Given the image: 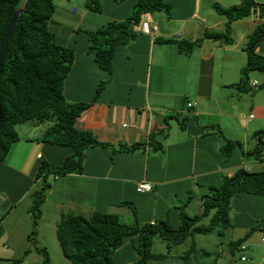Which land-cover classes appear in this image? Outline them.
<instances>
[{"label":"crops","instance_id":"crops-1","mask_svg":"<svg viewBox=\"0 0 264 264\" xmlns=\"http://www.w3.org/2000/svg\"><path fill=\"white\" fill-rule=\"evenodd\" d=\"M100 1L101 10L96 11L88 8V0H55L49 28L56 41L75 54L65 81L67 100L90 103L76 127L93 132L108 145L86 150L82 173L54 177L43 211L53 214L55 226L64 209L86 217L96 211L113 212L130 222L133 205L140 222L153 224L168 220L171 214L169 220L173 218L180 227L182 212L189 219L201 213L207 188L220 187L224 177L248 167L249 155L258 153L259 137L264 134V88L253 86L252 81L248 89H242V70L249 59L251 35L264 17L253 14L234 20L233 41L227 43L206 38L207 32L226 31L227 19L213 5L229 7L242 0H164L170 13H147L139 23L132 20L137 35L117 49L113 67L107 71L91 51L88 32L111 21L130 20L136 0ZM144 20L157 26L154 34L142 31ZM180 42L200 43L186 53ZM258 44V53L264 56V36ZM48 126L30 121L18 124L20 139L0 162L3 264H14L26 252L18 264L28 259L38 264L35 259L41 257L28 237L33 194L42 185L37 171L43 161L61 165L71 153L70 148L44 139ZM227 140L237 144L228 157L223 153ZM138 143L142 146L133 151H117L122 145ZM260 161L255 166L258 170L264 168V160ZM144 181L152 184V190L140 189ZM238 198L242 207L254 208L255 217L245 215L235 227L226 229L236 231L229 238L230 253V243L248 236L264 219L260 213L264 195L243 193ZM45 225L42 222L39 231ZM190 246H196L195 240L191 239ZM134 251L133 242L127 241L113 258Z\"/></svg>","mask_w":264,"mask_h":264},{"label":"trees","instance_id":"trees-1","mask_svg":"<svg viewBox=\"0 0 264 264\" xmlns=\"http://www.w3.org/2000/svg\"><path fill=\"white\" fill-rule=\"evenodd\" d=\"M25 1L0 0V45L14 13L23 7ZM87 6L92 10H101L100 0H88ZM213 7L227 19L226 31L207 32L206 38L227 43L233 41L231 24L234 20L253 14L264 17V4L256 0H242L241 3L229 7L214 3ZM159 11L169 14L170 6L164 0H136L130 20L111 21L97 30L89 31L91 51L100 67L110 71L117 49L136 37L137 34L131 26L132 20L139 23L143 15ZM54 12L55 0L29 1L9 40L0 78V162L6 160L14 143L20 139L16 126L29 121L48 123L44 139L51 144L71 149L61 165L43 161L38 168L37 177L42 180V185L34 192L30 207L34 225L29 235L30 240L37 233L38 219L43 214L46 192L51 186L49 175L82 173L86 150L92 146L108 145L100 142L93 132L80 130L75 125L90 103H71L65 96V81L74 63L75 54L71 48L58 43L50 30L49 22ZM263 36L264 23L251 35L249 59L242 70V89H248L251 71H264V56L257 54L253 47ZM198 43L200 42H180V47L187 53ZM259 140L261 145L256 157L264 160V134L260 135ZM236 145L227 140L223 150L229 155ZM141 146L139 143L132 146L122 145L117 151H133ZM159 148L158 146L157 149ZM212 191L215 194L206 197L201 213L194 219L186 218L178 229H170L165 222L160 226L156 223L140 225L133 206V222L124 221L118 214L110 212H94L90 217L64 212L57 226L58 238L71 264H114V252L127 241L133 242L134 247L135 242L139 244L137 248L143 255L144 264L150 257L147 252L153 246L156 236L167 240L169 244L179 245L195 233L213 230L214 223L217 226L222 225L224 230L228 229L231 226L229 211L232 198L240 193L264 195V172L242 169L232 177H224L223 184L212 188ZM208 216L212 217L211 226L199 224ZM219 232L222 234L223 230L219 229ZM137 235L139 237L134 239ZM244 240L240 238L232 241V251L238 250ZM38 251L44 254L43 264H50L49 253L44 249ZM22 261L23 258L17 259L14 264Z\"/></svg>","mask_w":264,"mask_h":264},{"label":"rangeland","instance_id":"rangeland-1","mask_svg":"<svg viewBox=\"0 0 264 264\" xmlns=\"http://www.w3.org/2000/svg\"><path fill=\"white\" fill-rule=\"evenodd\" d=\"M256 2H264V0H256ZM101 3V1H100ZM102 5V4H101ZM260 44V43H259ZM259 44L256 43L253 45L254 50L257 54L258 53V47ZM254 80H257L259 85L262 86L264 84V71L260 70H254L249 73V82H252ZM31 122V121H30ZM241 149L243 148V145L240 144ZM69 148V147H68ZM227 152V150H226ZM225 155V152H223ZM231 155V153L229 154ZM226 153V157L229 156ZM51 164L49 160L45 161ZM247 165L252 172H264V168L262 170H258L261 168L255 167L259 166L261 161L259 158L255 156V153L252 152L248 159H247ZM264 165V163H263ZM240 171V170H239ZM251 171V170H250ZM56 176H62V175H54L50 174L49 175V181L51 183H55L54 177ZM207 196L208 195H214L215 193L209 188H207ZM243 194V193H240ZM240 194L235 195L232 198L231 206H230V223L232 227H235L239 220L243 218V216L248 215L251 218H254V208L253 207H242L240 204V199L238 196ZM205 196V197H207ZM238 200L234 203V200ZM130 205V204H129ZM44 206V205H43ZM133 207V205L131 206ZM133 210V209H132ZM131 210V211H132ZM64 212H74L77 213L76 211H71V209H64L63 211H60V218L62 216V213ZM97 212V211H96ZM98 212H105V211H98ZM137 212V211H136ZM44 213V211H43ZM90 213H93L90 212ZM113 213V212H112ZM134 213V212H133ZM260 213H264V208L260 210ZM84 214H87L85 212ZM118 214V213H117ZM30 215L32 217V213L30 212ZM122 220L127 221L128 218L123 216V214L119 215ZM171 216V214H170ZM169 216V218H170ZM198 216V215H197ZM53 214H47L44 213V219H43V214L41 217L38 219V225H37V233L33 236V240H29L32 243H36L37 247L36 249H44L49 253L50 256V264H71L70 260L65 256L60 240L58 238L57 234V225L55 226L54 223L51 222ZM138 217V215H137ZM135 218V215H134ZM157 220L155 221L157 226H160L162 223H166L170 229H178L182 226H175L173 218L169 220ZM186 218V213L182 212L181 213V219H182V225L184 224ZM211 216L210 217H205L202 219L199 224H204L211 226L213 222H211ZM138 219V218H137ZM43 220V221H42ZM60 220V219H59ZM134 220L130 221L133 222ZM140 225H151V223L148 222H140L138 219ZM43 222V224H46L43 228L42 231H39L40 229V224ZM154 223V224H155ZM51 224V226H50ZM175 227V228H174ZM214 229L205 232V233H195L187 243H184L183 245H173L169 244L167 240L156 236L154 237V243L151 248L148 249V255H150L149 260L147 262H144V264H264V243L261 242V238L264 235V219L259 220L258 223H256L253 228L251 229L252 232L248 233V236H244L243 239L244 243L247 244L248 248L245 252H241L240 250H235L233 252H229L228 248V243H229V238L232 237L233 235L236 234V231H226L222 227V225H215L214 223ZM34 229L33 225V217H32V230ZM219 229L223 230V233L221 234L219 232ZM41 230V229H40ZM226 231V232H225ZM38 232L41 234L43 233V236L41 234L38 235ZM225 233V235H224ZM30 235V234H29ZM55 236V237H54ZM226 236V237H225ZM192 240H195L196 246L191 247L190 242ZM44 241V242H43ZM169 244V245H168ZM134 246V244H133ZM134 247V256L132 254H125L118 256L114 259V264H142L143 261V255L141 254V251L139 248L138 243L135 242ZM27 253V252H26ZM26 253L24 254L23 257H25ZM1 254V252H0ZM39 256L36 261H38V264H43L44 262V254L40 253L38 251ZM229 254H232V258H229ZM242 254H245L248 258L247 261H242L241 256ZM114 255V254H113ZM161 256L158 257L157 259L159 260H150L153 259L154 257L152 256ZM180 255V257H179ZM21 257V258H23ZM161 258V259H160ZM20 259V258H18ZM156 259V258H155ZM15 262V260H14ZM0 264H3L0 261ZM22 264H36V262L31 261L28 259L25 263Z\"/></svg>","mask_w":264,"mask_h":264},{"label":"water","instance_id":"water-1","mask_svg":"<svg viewBox=\"0 0 264 264\" xmlns=\"http://www.w3.org/2000/svg\"><path fill=\"white\" fill-rule=\"evenodd\" d=\"M29 1L30 0H26L23 7H21L20 9H18L14 13V15H13L8 27H7L6 33H5V35L1 41V45H0V78H1L4 58H5V54L7 51L8 44H9V40L11 39V37H12V35L16 29L17 22H18L20 16L25 12ZM262 88H264V84H262ZM1 124H2V122H1V113H0V128H1Z\"/></svg>","mask_w":264,"mask_h":264},{"label":"built area","instance_id":"built-area-1","mask_svg":"<svg viewBox=\"0 0 264 264\" xmlns=\"http://www.w3.org/2000/svg\"><path fill=\"white\" fill-rule=\"evenodd\" d=\"M157 29H158L157 26L156 25H152L148 20H144L142 22V31L145 34L152 35V34H154V32L157 31ZM258 84L259 83L256 80L252 82V85L253 86H257ZM251 117H253V115ZM244 169L247 170V171H250V168L249 167H245ZM139 187H140V189L142 191H150V190H152V184L149 183V182H145V181L144 182H141L140 185H139ZM262 242H264V236L262 237ZM247 248H248L247 244L243 242L239 246L238 250H240L241 252H245L247 250ZM231 256L232 255H230V257ZM241 260L242 261H246V260H248V258H247V256L245 254H242Z\"/></svg>","mask_w":264,"mask_h":264}]
</instances>
